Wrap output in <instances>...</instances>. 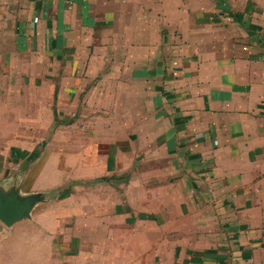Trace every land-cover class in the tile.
<instances>
[{"label":"crops","instance_id":"1","mask_svg":"<svg viewBox=\"0 0 264 264\" xmlns=\"http://www.w3.org/2000/svg\"><path fill=\"white\" fill-rule=\"evenodd\" d=\"M2 91L0 264H264V0H0Z\"/></svg>","mask_w":264,"mask_h":264},{"label":"rangeland","instance_id":"2","mask_svg":"<svg viewBox=\"0 0 264 264\" xmlns=\"http://www.w3.org/2000/svg\"><path fill=\"white\" fill-rule=\"evenodd\" d=\"M21 89V88H20ZM22 90V89H21ZM19 91V95H21V92L22 91ZM2 93H3V91L0 93L1 95H2ZM3 94H9L10 95V92L9 93H3ZM81 103V105H82V102H80ZM94 104L96 105L95 106V108H96V110H97V112H102L101 113V115H106L105 114V112L106 111H109V112H112L111 111V109H106V107L105 106H103V104H104V101H102V100H100V101H95L94 102ZM82 108V107H81ZM82 109H86V108H82ZM103 111H104V113H103ZM85 115V113H83V115H81L82 117H85L84 116ZM111 125H109L108 127H110ZM53 126H52V131H53ZM95 128L99 131V132H102V131H106V125L105 124H94V123H86V124H82L81 122H78V124H77V126H76V129H77V133H78V130L80 131V129L82 130L83 129V131L87 134V133H91L92 131H94L95 130ZM93 133V132H92ZM144 142H146L145 140H143V142L142 143H144ZM120 147V149H122V146H119ZM136 150H138V148L136 147L135 148ZM123 150V149H122ZM89 158L90 159H92V161L93 162H95L94 161V155H93V157H91V156H89ZM136 159H137V154L136 155H131V157H130V162H135L136 161ZM84 160H85V156H84ZM127 160H128V157L127 156H122V155H120V156H112L111 157V159H110V164L111 163H118V164H122L123 162H127ZM91 161V162H92ZM85 162H88L87 161V155H86V160H85ZM89 163H90V161H89ZM99 168H101V166H99ZM89 174H90V172H89ZM116 174L117 175H120L121 174V172H119V171H117L116 172ZM104 175H107L106 177H108L109 175L111 176L112 174L111 173H107L106 171H102V172H98L97 174H94V175H89V177L86 179V181L89 179H92L91 181H93L94 179H97V178H99V177H102V176H104ZM136 176H138V172L136 173ZM121 177V176H120ZM128 178H133V177H128ZM94 186L96 187L99 183H101V182H96L95 180H94ZM122 182H124V181H121V182H116L114 185H112V188L115 190L116 188L117 189H119V186L118 185H122ZM86 184V183H85ZM89 186H91L90 184H89ZM126 189V188H125ZM60 190L62 191V190H65V188L64 187H62V188H60ZM88 188H86V189H81L80 191H79V195L82 197V198H78V199H80V200H89L90 202H93V201H96V200H98L99 201V204L101 205V201H100V196L102 195V193H104L105 191H106V189H104V188H102V189H95L92 193L91 192H88ZM97 196V197H96ZM98 203H97V205H98V207L99 208H103L104 209V207L103 206H100ZM51 205L53 206V204L51 203ZM71 205H73V204H71ZM70 204H68L67 206L69 207V206H71ZM88 205V204H87ZM45 206V205H44ZM44 206H42V207H44ZM75 206V205H74ZM91 206H93V204H89L88 205V207L87 208H90ZM41 207V206H40ZM60 208V207H62V206H57V208ZM55 208H56V206H55ZM57 208L55 209V210H57ZM116 228H119V226H115ZM120 229V228H119ZM101 233V232H100ZM85 237H88L87 235H85ZM99 238H102V237H99ZM70 242H73V240H70ZM74 243H78V241L76 242H74ZM111 243H113V241H111Z\"/></svg>","mask_w":264,"mask_h":264},{"label":"water","instance_id":"3","mask_svg":"<svg viewBox=\"0 0 264 264\" xmlns=\"http://www.w3.org/2000/svg\"><path fill=\"white\" fill-rule=\"evenodd\" d=\"M46 199L43 193L22 196L15 188L8 192L0 190V220L11 226L18 220L30 218L36 205Z\"/></svg>","mask_w":264,"mask_h":264}]
</instances>
